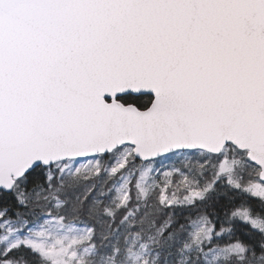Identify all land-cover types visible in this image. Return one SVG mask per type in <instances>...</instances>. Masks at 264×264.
Instances as JSON below:
<instances>
[{
    "label": "snow or ice",
    "instance_id": "6c2138e0",
    "mask_svg": "<svg viewBox=\"0 0 264 264\" xmlns=\"http://www.w3.org/2000/svg\"><path fill=\"white\" fill-rule=\"evenodd\" d=\"M0 264H264V0H0Z\"/></svg>",
    "mask_w": 264,
    "mask_h": 264
},
{
    "label": "rangeland",
    "instance_id": "374dc122",
    "mask_svg": "<svg viewBox=\"0 0 264 264\" xmlns=\"http://www.w3.org/2000/svg\"><path fill=\"white\" fill-rule=\"evenodd\" d=\"M198 159H199V158L196 157V156H193V157H191V158L188 159V160H185L184 157H172L170 160L164 161V164H165V165H168V166H171V165L174 164L177 168L186 169L188 166L196 165ZM81 161H82V160H81ZM78 163H79V164H86L85 161H82V162L79 161ZM156 167H157L158 169H161V166H160L159 164H157ZM166 170H167L166 168L161 169V171H166ZM153 175H156V173H154ZM162 178H163V177L161 176V179H162ZM175 178H176L178 181L181 179V177H179V176H176ZM210 178H211V172L208 171L207 175L201 177V180H202V182H206V181L209 180ZM174 190H175V188L173 187L172 191H174ZM181 192H182V190H181ZM169 194H171V192H170ZM177 195L180 196V197L182 198L181 193L178 192Z\"/></svg>",
    "mask_w": 264,
    "mask_h": 264
},
{
    "label": "trees",
    "instance_id": "16d2710c",
    "mask_svg": "<svg viewBox=\"0 0 264 264\" xmlns=\"http://www.w3.org/2000/svg\"><path fill=\"white\" fill-rule=\"evenodd\" d=\"M83 161H85L87 163V160H83ZM80 162H82V161H80ZM222 196H224L225 198H227L226 197V194H225L224 187L223 186H220V187H218L216 193H214V197L219 198V197H222ZM211 203H212V201H209V204H211ZM176 211H177V214L180 217L181 221H183L184 217L187 216L189 212H195V209H181V208H177ZM208 211L213 213V219L215 220L214 210L211 207H209L208 208ZM221 216H222V213H221ZM216 222L219 223V221H216ZM237 223H239V222H237ZM227 241H228V237L225 236L224 239H223V241H220V242L221 243H226Z\"/></svg>",
    "mask_w": 264,
    "mask_h": 264
},
{
    "label": "water",
    "instance_id": "95a60500",
    "mask_svg": "<svg viewBox=\"0 0 264 264\" xmlns=\"http://www.w3.org/2000/svg\"><path fill=\"white\" fill-rule=\"evenodd\" d=\"M79 160H86V159L80 158Z\"/></svg>",
    "mask_w": 264,
    "mask_h": 264
}]
</instances>
